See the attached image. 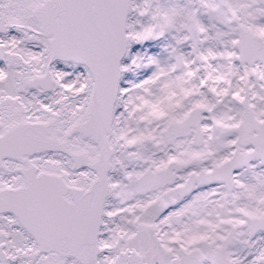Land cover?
<instances>
[{
  "label": "snow or ice",
  "instance_id": "1",
  "mask_svg": "<svg viewBox=\"0 0 264 264\" xmlns=\"http://www.w3.org/2000/svg\"><path fill=\"white\" fill-rule=\"evenodd\" d=\"M0 264H264V0H0Z\"/></svg>",
  "mask_w": 264,
  "mask_h": 264
}]
</instances>
